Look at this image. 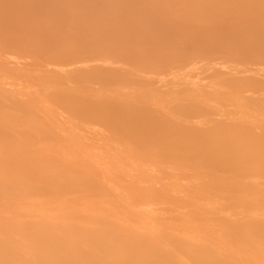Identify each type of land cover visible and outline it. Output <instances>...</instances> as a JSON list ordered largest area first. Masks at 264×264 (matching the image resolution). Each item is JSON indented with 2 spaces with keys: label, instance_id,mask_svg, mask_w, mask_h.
<instances>
[{
  "label": "bare ground",
  "instance_id": "obj_1",
  "mask_svg": "<svg viewBox=\"0 0 264 264\" xmlns=\"http://www.w3.org/2000/svg\"><path fill=\"white\" fill-rule=\"evenodd\" d=\"M0 264H264V0H0Z\"/></svg>",
  "mask_w": 264,
  "mask_h": 264
}]
</instances>
